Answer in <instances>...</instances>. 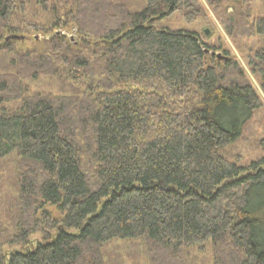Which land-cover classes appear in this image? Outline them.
Masks as SVG:
<instances>
[{
	"label": "trees",
	"instance_id": "16d2710c",
	"mask_svg": "<svg viewBox=\"0 0 264 264\" xmlns=\"http://www.w3.org/2000/svg\"><path fill=\"white\" fill-rule=\"evenodd\" d=\"M203 1L223 19L228 0ZM258 1L261 17L243 0L221 27L260 39L248 67L264 96ZM143 3L0 0V169L15 174V196L0 193V264H106L114 241L137 242L146 264H187L205 246L210 264H264V157L239 166L223 152L259 95L204 33L158 28L203 18L199 0ZM30 32L47 37L42 52L14 48ZM43 79L57 92L30 95Z\"/></svg>",
	"mask_w": 264,
	"mask_h": 264
},
{
	"label": "rangeland",
	"instance_id": "374dc122",
	"mask_svg": "<svg viewBox=\"0 0 264 264\" xmlns=\"http://www.w3.org/2000/svg\"><path fill=\"white\" fill-rule=\"evenodd\" d=\"M116 2L124 3L132 11L141 10L144 6L143 0H115ZM203 8L204 17L196 19L193 22H186L181 15L174 13L168 18L161 20L158 23V28H164L172 31L192 32L202 35L204 31H208V35L201 37L203 41L211 47L215 55L218 57H226L228 60L235 61L243 69L244 74L253 85L257 94L259 95L261 107L256 111L245 126L240 140L234 145L224 150L225 157L231 161L236 162L239 166L247 165L249 162L257 161L264 157V96L259 90L258 80L251 75L248 67V60L260 48L261 41L258 37L252 38H236L233 40L229 38L221 27V23L226 21L233 15L234 11L243 6V0H228V4H223L221 11L223 19L212 11V9L203 1L199 0ZM251 18H258L262 16L263 5L258 0H250ZM66 35L70 33L65 32ZM15 40L13 46L18 51L36 50L42 52L44 49V40L47 37L42 33L30 32ZM71 39V38H70ZM77 41V39L75 40ZM210 55H207V62L210 61ZM29 93L31 94H55L57 92V84L54 80L43 79L35 82H28ZM11 103L7 108H13ZM6 161V160H3ZM10 161V159H9ZM3 163V162H0ZM15 174L13 172V162L6 161L4 167L0 169V193L4 199L13 195L11 185L13 184ZM45 209L50 214V218L59 221L62 214L55 207L46 206ZM40 236L33 235L29 238L26 250H33L37 244L40 243ZM18 248L12 251H18ZM5 248L4 252L7 254L12 252ZM104 261L106 264H146L142 248L137 242L129 241H114L102 249ZM187 264H210V249L205 246L204 249H195L189 253Z\"/></svg>",
	"mask_w": 264,
	"mask_h": 264
},
{
	"label": "water",
	"instance_id": "95a60500",
	"mask_svg": "<svg viewBox=\"0 0 264 264\" xmlns=\"http://www.w3.org/2000/svg\"><path fill=\"white\" fill-rule=\"evenodd\" d=\"M204 34L207 36V35H208V31H204ZM9 39H15V38H14V37H13V38L8 37V38H6L5 40L8 41Z\"/></svg>",
	"mask_w": 264,
	"mask_h": 264
}]
</instances>
